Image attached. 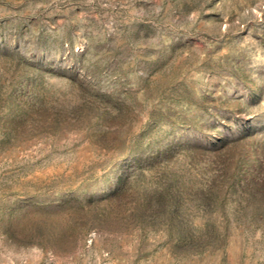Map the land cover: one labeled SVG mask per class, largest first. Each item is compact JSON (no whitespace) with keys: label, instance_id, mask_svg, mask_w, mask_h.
<instances>
[{"label":"rangeland","instance_id":"rangeland-1","mask_svg":"<svg viewBox=\"0 0 264 264\" xmlns=\"http://www.w3.org/2000/svg\"><path fill=\"white\" fill-rule=\"evenodd\" d=\"M0 264H264V0H0Z\"/></svg>","mask_w":264,"mask_h":264}]
</instances>
